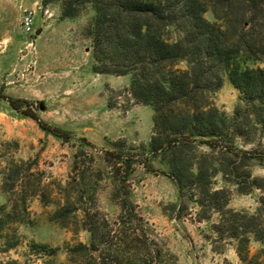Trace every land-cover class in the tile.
I'll return each instance as SVG.
<instances>
[{
	"label": "rangeland",
	"instance_id": "1",
	"mask_svg": "<svg viewBox=\"0 0 264 264\" xmlns=\"http://www.w3.org/2000/svg\"><path fill=\"white\" fill-rule=\"evenodd\" d=\"M45 1L0 0V41L18 37L28 42L20 53L11 48L13 44H2L8 47L0 52V88L8 96L31 101V110L43 122L69 132L71 138L66 142L43 132L34 120L0 101V264H109L116 253L119 257L139 254V259L145 258L131 243L127 250V245L118 244L113 237L120 236L116 231L118 203L124 198L122 192V197L113 199L117 186L129 188V198L148 229L147 237L162 249V257L156 260L168 264H240L238 242L225 237L228 227L224 228V238L214 230L221 227L218 206L227 204L228 209L248 218L243 230L249 239V256L264 264V223L259 211L264 210V162L198 143L185 144L174 150L176 163L186 169L185 182L191 183V170L196 173L200 167L202 178L185 189L180 200L178 187L164 174L169 171L167 160L149 159L152 172L143 164L146 156L142 153L149 149L153 135L154 111L132 95V74L94 72L97 55L103 71H120L129 64L130 69L146 67L149 76L153 74L151 60L134 51L123 53L126 40L107 23L101 25L94 40L91 4H81L75 18H62L61 2ZM167 4L176 17L171 15L164 23L140 14L130 15V21L153 26L169 41L185 33L189 11L204 21L201 31L209 29L205 26L208 23L225 29L226 17H241L228 14L226 0H169ZM26 11L35 12L32 35L21 29ZM111 14L114 26L123 27L128 13L117 8ZM198 23L203 25L201 20ZM194 35L187 49L194 46L192 50L197 52L196 47L202 44ZM230 38L236 41L238 36ZM169 66L183 70L186 62L179 60ZM257 66L264 68V63L257 62ZM213 70L216 73L217 69ZM206 79L201 83L206 90L192 100L197 105L214 103L231 117L240 93L224 75L220 90L209 94ZM245 127L246 133L231 143L248 151L261 143L264 149L260 132ZM114 151L132 161L131 174L124 182L115 178ZM82 190L85 194L80 197ZM211 190H223L219 201L204 198ZM203 199L207 203L198 204L197 200ZM80 207L89 212L85 215ZM91 218L99 227L98 251H71L78 244L89 245ZM235 219L240 224L241 219ZM254 229L257 234L250 232Z\"/></svg>",
	"mask_w": 264,
	"mask_h": 264
},
{
	"label": "trees",
	"instance_id": "2",
	"mask_svg": "<svg viewBox=\"0 0 264 264\" xmlns=\"http://www.w3.org/2000/svg\"><path fill=\"white\" fill-rule=\"evenodd\" d=\"M53 1L46 0L44 3L49 4ZM58 1L62 4V18H75L80 12L81 4H91L95 11L96 31L94 40L101 25L107 23L108 28L111 30L114 28L119 33V38L121 36L122 40H126V44L122 47L123 53L129 54L130 51H134L143 54L145 60H151L150 67L153 74L150 76L146 67L139 69L135 65L133 69H130L129 64L123 65L126 69L120 71H103L98 64L99 58H97L96 53L97 63L94 66V72L117 75L132 74L130 84L132 95L138 102H143L154 111L153 135L149 149L142 153L146 156L143 164L146 170L152 172V167L148 164L149 159L162 157L167 160L169 171L164 174L178 187L180 200L183 198L185 189L202 178L201 167L199 166L200 168L197 169L196 173L191 170L193 181L191 183L185 182L186 169L180 167L178 162L176 163L178 158L175 156L177 153L174 152L175 149L185 144L198 143L200 146L226 151L238 157L264 162L263 144L260 143L258 148L248 151L239 149L233 145L234 143H231L237 136H243L246 133L248 128L245 126L247 125L258 130L261 138L264 139V68L257 66V62L264 63V0H236L231 2L226 0L225 6H227L228 14L241 17L237 20L226 17L225 29L217 28L208 23L205 26L209 29L201 31L200 28L204 26V21L198 18L195 12L189 11L185 33L183 32V35L178 34L169 41L161 33H158L153 26L142 27L135 21H130L132 19L130 15L140 14L151 19L154 18L159 23H164L165 20H169L171 15H174L167 4L169 0ZM117 8L128 13L127 21L121 28L114 26V16L111 14L112 10ZM174 16L176 17V15ZM198 20H201L203 25L198 23ZM170 25L171 23L166 24V26ZM195 27L198 28L196 35L192 33ZM191 35H194L196 40L202 44L201 47H196L197 52H193L194 46L187 49L191 43ZM230 35L238 36V38L233 41L231 39L233 37L230 38ZM97 46L96 40V49ZM172 59L173 61H171ZM179 60L186 62L185 69H172L169 66L174 65L175 62L178 63ZM169 62L170 64H168ZM213 68L217 69L216 73ZM139 70L143 71L138 72ZM206 72L209 74L206 75ZM224 75L241 95L231 117H227L214 103L197 105L192 100L197 93L206 90L201 87L205 76L209 82L208 92L214 94L220 90ZM0 100L8 102L15 112L34 120L43 132L62 141L70 140L71 134L69 132L43 122L37 113L31 110V101L8 96L4 94L2 88H0ZM227 142L231 144L229 146L222 144ZM260 148L263 149V152L259 150ZM80 155L81 153L77 157ZM111 155L116 160L114 163L115 178L117 177L118 181L124 182L125 178L128 179L131 174L132 161L119 152L114 151ZM121 175H123L122 178ZM83 190L80 191V197L85 194ZM122 192L124 198L120 199L118 203L120 214L117 224L119 228L116 229L120 236L115 235L113 237L117 239L118 244L127 245V250H129V243H131L145 258L139 259V254L132 257H125L122 254V257H119L116 253V258L111 257L112 260L109 264H168L156 260L162 257V249L147 237L148 229H146L142 218L139 217L136 205L129 198V188L117 186L113 192V199L122 197ZM223 193V190H211L204 198L208 202H217ZM206 200H197V202L204 205L207 203ZM220 206H218L220 208L218 210L222 220L219 224L222 230L221 227H216L214 230L221 234L220 237L224 238V228L228 227L229 233L225 237L238 242L237 255L240 264H261L256 257L249 256V239L245 235L247 231L243 230L244 219L248 218L228 209L227 204ZM181 207L182 205L179 206L180 210ZM79 209H83L85 215L89 212L82 207ZM259 211L264 223V210L261 212L260 208ZM235 218L241 219L240 224ZM88 222L89 245L78 244L71 251L76 253L87 249H92L94 252L98 251L96 242L99 240L97 234L99 227L93 218ZM250 232L257 234V229ZM41 248L40 250L44 249V247ZM44 250L46 251V249ZM166 254L165 256L173 261L174 257L168 252ZM172 264L174 263L172 262Z\"/></svg>",
	"mask_w": 264,
	"mask_h": 264
},
{
	"label": "built area",
	"instance_id": "3",
	"mask_svg": "<svg viewBox=\"0 0 264 264\" xmlns=\"http://www.w3.org/2000/svg\"><path fill=\"white\" fill-rule=\"evenodd\" d=\"M34 19H35V12L34 11H26L22 21H21V29L24 34L32 35L34 32Z\"/></svg>",
	"mask_w": 264,
	"mask_h": 264
},
{
	"label": "crops",
	"instance_id": "4",
	"mask_svg": "<svg viewBox=\"0 0 264 264\" xmlns=\"http://www.w3.org/2000/svg\"><path fill=\"white\" fill-rule=\"evenodd\" d=\"M23 39H19L18 37L17 38H12V37H8V38H4L2 41H0V52L4 53L6 51V48L8 46H3L2 44H5V45H11L13 44V46L11 47L14 51L15 49H17V52L20 53L22 50L21 48L24 47L28 42L27 41H22ZM16 45L18 46L16 48ZM25 48V47H24ZM22 59H25V56L22 57ZM24 99V98H22ZM1 101V100H0Z\"/></svg>",
	"mask_w": 264,
	"mask_h": 264
},
{
	"label": "water",
	"instance_id": "5",
	"mask_svg": "<svg viewBox=\"0 0 264 264\" xmlns=\"http://www.w3.org/2000/svg\"><path fill=\"white\" fill-rule=\"evenodd\" d=\"M40 109L44 110V105L42 103H40Z\"/></svg>",
	"mask_w": 264,
	"mask_h": 264
}]
</instances>
